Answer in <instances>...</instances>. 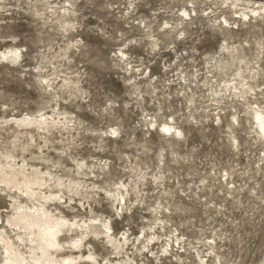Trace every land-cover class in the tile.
Returning a JSON list of instances; mask_svg holds the SVG:
<instances>
[{
  "label": "clouds",
  "instance_id": "9594fccd",
  "mask_svg": "<svg viewBox=\"0 0 264 264\" xmlns=\"http://www.w3.org/2000/svg\"><path fill=\"white\" fill-rule=\"evenodd\" d=\"M0 264H264V0H0Z\"/></svg>",
  "mask_w": 264,
  "mask_h": 264
}]
</instances>
